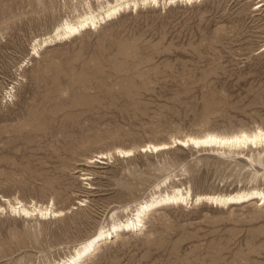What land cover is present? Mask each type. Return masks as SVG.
Wrapping results in <instances>:
<instances>
[{"label": "rangeland", "instance_id": "1", "mask_svg": "<svg viewBox=\"0 0 264 264\" xmlns=\"http://www.w3.org/2000/svg\"><path fill=\"white\" fill-rule=\"evenodd\" d=\"M97 2L0 0V196L64 211L1 212L0 264L58 259L165 178L192 194L264 188V146L243 151L260 150L254 166L232 151L137 149L264 129V0L130 7L32 53L35 40ZM117 147L135 153L89 160ZM154 209L142 230L120 231L81 264H264L258 198Z\"/></svg>", "mask_w": 264, "mask_h": 264}, {"label": "bare ground", "instance_id": "2", "mask_svg": "<svg viewBox=\"0 0 264 264\" xmlns=\"http://www.w3.org/2000/svg\"><path fill=\"white\" fill-rule=\"evenodd\" d=\"M97 7L93 9L88 3V10L82 13H77L73 18H65L60 21L53 30L45 35L40 40H35L32 44L31 50L33 54H37L38 50L45 45L52 44L56 41L69 38L81 30L86 28H94L106 20L115 17L122 11L132 7L136 9L140 5L153 4L165 5L173 3L178 0H113V1H99L97 0ZM180 1V0H179ZM186 2H193L197 0H181ZM83 5V4H82ZM264 4H261V6ZM263 48V47H262ZM261 48V49H262ZM173 146H180L181 148L192 147L201 150H210L217 154H224L227 151L233 152L236 155H243L251 166L255 163L261 165L263 163L260 150L255 153L245 156L243 151L248 148H258L264 146V129L257 126L252 130H239L229 134H221L217 132H205L198 136L185 135L183 138L173 137L169 143L148 142L139 146L137 149L140 152L156 153ZM137 152V151H136ZM135 153L133 148L117 147L112 152H99L91 157L89 160L100 161L113 157V154L119 157H129ZM111 161V160H110ZM84 174V173H83ZM252 180H256L262 174L259 170L253 169L251 172ZM85 179L88 175H85ZM168 178H165L158 183L150 192L148 197L141 199L133 205H127L122 208L123 216L118 217L117 212L111 213V223L100 226L91 236L81 239L72 249L66 254L55 259L48 264H81L85 259L91 256L97 249L101 242L112 239L117 236L120 231H139L144 225V218L149 211L168 205H194L201 202H206L214 207H226L231 204H238L246 200L258 198L260 204H264V188L259 185L250 188H239L229 192H209L192 194L190 188L179 187L175 185L168 186ZM3 204H0V213L9 211L12 214L30 218L36 216L40 219L54 218L64 214L63 210H56L52 204L37 205L36 203L25 205L22 201L15 199L11 202L9 198L0 196ZM85 200H79L80 204H84ZM259 204V203H258ZM155 210V209H154Z\"/></svg>", "mask_w": 264, "mask_h": 264}]
</instances>
